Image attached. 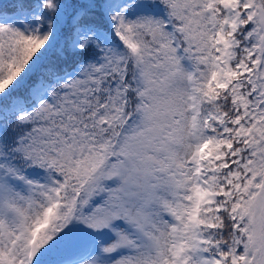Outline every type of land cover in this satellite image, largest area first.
<instances>
[{
    "label": "snow or ice",
    "instance_id": "obj_1",
    "mask_svg": "<svg viewBox=\"0 0 264 264\" xmlns=\"http://www.w3.org/2000/svg\"><path fill=\"white\" fill-rule=\"evenodd\" d=\"M0 264H264V0H0Z\"/></svg>",
    "mask_w": 264,
    "mask_h": 264
}]
</instances>
